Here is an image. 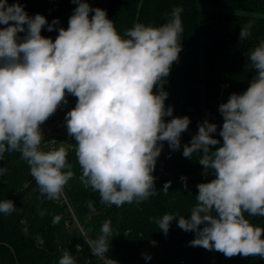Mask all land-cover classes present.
Returning <instances> with one entry per match:
<instances>
[{"label":"clouds","instance_id":"1","mask_svg":"<svg viewBox=\"0 0 264 264\" xmlns=\"http://www.w3.org/2000/svg\"><path fill=\"white\" fill-rule=\"evenodd\" d=\"M73 3L77 7L68 27H60L53 40L41 31L45 26L53 31L57 19L49 24L41 14L29 16L18 2L0 0V25L6 26L0 28V159L18 151L40 193L59 198L74 176L73 165L63 143L54 147L56 140L47 141L53 147L44 150L40 126L71 95L76 104L65 121L76 141L81 181L99 193L102 204L142 203L157 194L152 173L163 143L178 150L191 123L188 116L173 117V108L165 106V78L182 50L183 9H173L171 19L158 27L135 23L122 36L106 10L87 0ZM251 28V22L241 27V43ZM247 59L255 72L249 87L219 105L222 146L210 150L220 141L212 135L217 125L207 119L183 146V156L198 154V163L215 178L196 186L190 216L164 214L156 221L165 235L176 221L183 231L195 233L191 246L227 258H264V228L244 215L264 216V41L249 50ZM186 179L181 177L185 187ZM170 186L166 182L163 190ZM14 210L11 199L0 201V213ZM112 238L108 220L98 237L85 242L92 255L115 264L106 257ZM58 264H76V258L65 250Z\"/></svg>","mask_w":264,"mask_h":264},{"label":"trees","instance_id":"2","mask_svg":"<svg viewBox=\"0 0 264 264\" xmlns=\"http://www.w3.org/2000/svg\"><path fill=\"white\" fill-rule=\"evenodd\" d=\"M17 2L29 16L41 14L49 24L54 19L59 21L53 31L49 32L47 26L41 31L43 36L53 40L60 27H68L69 18L77 7L73 0H7L9 5ZM87 2L93 8L106 10L122 36L135 23L158 27L171 19L173 9H183L182 50L165 78L164 90L168 93L165 106L173 108V117L188 116L191 123L181 135L178 150L163 143L158 157L163 166L156 164L152 173L157 194L142 203H125L119 207L102 204L99 193L85 187L80 179L82 170L75 155L74 141L61 142L68 151L67 160L73 165L74 176L57 199L40 193L28 163L18 151L6 152L0 159V201L11 199L15 210L10 214L0 213V264H58L65 250L75 256L76 264H105L102 258L92 255L85 241L98 237L101 226L108 220L113 238L106 257L119 264H209L211 258L215 259V264H264V258L259 256L227 258L214 249L193 247L189 242L196 238L195 233L183 231L176 221L171 223L167 235L156 225L164 214L190 216L197 203L196 186L215 178L198 163V154L185 158L183 146L190 144L198 132V125L205 119L217 125V132L212 135L220 141L210 150L222 146L219 132L224 121L219 105L226 103L230 94L243 93L255 75L247 54L264 41V0ZM249 22L251 34L241 43V27ZM3 27L6 26L0 25ZM76 99L68 95V103L58 110ZM171 118L165 117V120ZM59 143L54 147H59ZM50 147L53 145L43 148L47 151ZM182 176L187 178V187L181 181ZM169 181L171 186L165 192L163 187ZM244 215L253 225L264 228V216ZM77 245L81 246L80 250Z\"/></svg>","mask_w":264,"mask_h":264},{"label":"rangeland","instance_id":"3","mask_svg":"<svg viewBox=\"0 0 264 264\" xmlns=\"http://www.w3.org/2000/svg\"><path fill=\"white\" fill-rule=\"evenodd\" d=\"M75 104H76V100L70 105L58 110L50 117V120H47L45 123H43L40 126L45 140L44 142H42V147H44L45 145H50L47 143V141L53 139L60 143L61 142L64 143L66 140L72 142L74 141V143H76L74 138L66 136L67 133L65 128L66 127L65 115L69 110H71L75 106ZM116 263L119 264L118 262Z\"/></svg>","mask_w":264,"mask_h":264},{"label":"built area","instance_id":"4","mask_svg":"<svg viewBox=\"0 0 264 264\" xmlns=\"http://www.w3.org/2000/svg\"><path fill=\"white\" fill-rule=\"evenodd\" d=\"M66 136L67 137H71V136H69L68 134H66ZM71 138H73V137H71ZM157 165H159V166H163V162H162V160H160V159H157V163H156ZM63 198H64V200H65V197L64 196H62ZM66 201V200H65ZM104 260V259H103ZM114 261V260H113ZM104 262H105V260H104ZM115 264H117L116 263V261H115ZM209 264H215V259L214 258H211L210 259V261H209Z\"/></svg>","mask_w":264,"mask_h":264}]
</instances>
